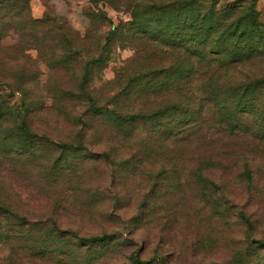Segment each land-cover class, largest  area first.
Listing matches in <instances>:
<instances>
[{
  "label": "trees",
  "instance_id": "16d2710c",
  "mask_svg": "<svg viewBox=\"0 0 264 264\" xmlns=\"http://www.w3.org/2000/svg\"><path fill=\"white\" fill-rule=\"evenodd\" d=\"M89 1L127 18L113 24L94 14L80 34L54 13L33 17L30 0H0V171L43 163L47 179L59 184L73 175L83 180L86 158L115 165L120 155L119 166L152 174L158 165L157 177L193 190L190 208L167 204L163 187L158 225L164 230L189 215L192 222L179 226L184 244L207 247L199 226L213 228L223 216L234 224L242 216L235 187L244 179L251 189L254 166L264 163V21L254 0ZM115 47L133 54L101 82ZM8 90L19 94L20 111ZM80 190L83 209L102 215L105 199L92 203L93 187ZM3 191L0 183V200ZM49 215L31 219L0 205V246L10 251L0 264H15L18 255L29 261L18 264L160 262L154 254L142 259L143 248L121 234L81 235ZM256 244L264 249L263 240Z\"/></svg>",
  "mask_w": 264,
  "mask_h": 264
},
{
  "label": "rangeland",
  "instance_id": "374dc122",
  "mask_svg": "<svg viewBox=\"0 0 264 264\" xmlns=\"http://www.w3.org/2000/svg\"><path fill=\"white\" fill-rule=\"evenodd\" d=\"M230 1L232 0H219V4L221 6ZM254 4L260 19L264 21V0H254ZM30 10L35 18H41L48 12L62 16L80 34L84 33L98 13L106 15L113 24L127 18L126 12L122 9H115L102 2L91 4L89 0H30ZM108 27L109 24H106L101 29L107 30ZM17 39L14 36L12 44L17 42ZM132 54L130 47L113 48L110 60L102 72L101 82L111 79L121 61ZM8 93L13 97L10 101L12 109L20 111L19 94L9 90ZM48 104L46 102V105ZM40 120L43 126H46L47 120L42 118ZM113 158L116 160L115 165L107 164L101 159L90 161L86 158L83 180L73 175L70 182L63 178L59 184L47 179L48 173L42 162L41 166L24 162L16 163L14 167L10 164L4 165L3 171H0V183L4 187V199L0 200V205L31 219L44 218L51 212L50 215L56 217L62 229L81 235L97 233L101 229L115 232L116 236L121 234L133 243L132 248H143L142 259L154 254L158 256L159 264H264V249L256 244L257 240L264 241L263 162L254 166L251 189L246 188L244 179L235 187L238 190L242 216L237 218L234 224L232 219L223 216L213 219V228L199 226L200 234L209 236L210 242L207 247L200 245L193 250L184 244L182 235L184 231L179 229L180 225L192 222L191 216L177 215V224H170L164 230L156 219L160 213L159 199L162 197L163 187L168 189L165 199L167 204L172 206L183 204L190 208L193 206V200L189 195V191L193 190L189 185L177 188L175 182H167L161 179V176L157 177L155 173L159 169L158 165L152 168L155 172L152 174L147 170L151 169L149 167H134L133 164L119 166L120 155L119 157L113 155ZM81 164L78 163V166ZM169 170L165 173L167 174ZM212 171L216 173L215 170ZM223 181L218 178V184L223 185ZM103 182H107L106 190L99 187ZM82 184L93 187L95 200L91 199L92 203L105 199V212L102 215L95 213V208L84 207L89 211L83 209L84 195L80 190ZM54 201L55 209L49 206ZM172 211L177 212L176 209ZM253 239L255 244L250 246L248 243L253 242ZM9 257L8 247L0 246V262L3 263ZM20 261L29 262L18 255L12 263L18 264ZM32 263L38 264L34 260Z\"/></svg>",
  "mask_w": 264,
  "mask_h": 264
}]
</instances>
